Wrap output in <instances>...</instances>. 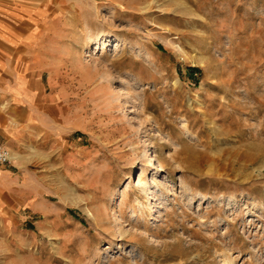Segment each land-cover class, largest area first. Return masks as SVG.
Masks as SVG:
<instances>
[{"label":"rangeland","instance_id":"1","mask_svg":"<svg viewBox=\"0 0 264 264\" xmlns=\"http://www.w3.org/2000/svg\"><path fill=\"white\" fill-rule=\"evenodd\" d=\"M60 5L47 22L61 29L44 78L60 113L77 120L66 136L77 169L58 177L57 153L42 150L45 177L29 203L48 215L26 209L0 264H264V0ZM136 143L155 151L168 201L151 199L154 215L134 221L130 208L145 200Z\"/></svg>","mask_w":264,"mask_h":264},{"label":"crops","instance_id":"2","mask_svg":"<svg viewBox=\"0 0 264 264\" xmlns=\"http://www.w3.org/2000/svg\"><path fill=\"white\" fill-rule=\"evenodd\" d=\"M54 1L0 0V142L12 153L11 162L0 167V256L15 251V242L23 235L26 209L48 215L45 208L29 203V194L40 190L45 177L39 168L42 150L57 153L58 177L62 178L64 166L66 177L77 169L78 146L66 138L79 130L74 125L77 120L60 113L62 101L45 86L44 73L52 75L57 49V42L50 39L61 29L47 24L52 14L60 15L56 6H61V0L53 9ZM43 138L50 142L45 150Z\"/></svg>","mask_w":264,"mask_h":264},{"label":"bare ground","instance_id":"3","mask_svg":"<svg viewBox=\"0 0 264 264\" xmlns=\"http://www.w3.org/2000/svg\"><path fill=\"white\" fill-rule=\"evenodd\" d=\"M100 41H101V38L98 37L97 41H96L97 45H98V43H100ZM103 48L105 49L106 47L104 46ZM138 116L141 117L140 115H138ZM139 126H141V124H139ZM182 128H183V130L187 136L191 135V137H193V139H197V137L191 133L187 119L183 120ZM134 131H135L134 135L138 136L140 129L137 127V129H134ZM168 139H169V137H168ZM172 143L174 145H178V144H175L174 142H172ZM140 150H142V151H140ZM131 151L135 156H137L138 152H141V153H143V157H145V159L143 158V162L141 164V167L139 168L140 173L138 176L139 191H140V193H142L144 195L145 200L141 201V199H140L141 197L140 196L137 197L136 202L134 204L135 207L133 206L132 208H130L131 210H130V215H129L131 217V219L136 221L139 218L146 219L147 217L154 215L151 199L157 198V200H159L160 204H162V205L167 204L168 199H167V195H165V193H164V189H167L168 186L166 185L164 179H162V176H160V168H162L163 166H161V165L157 166L156 165L157 161H156V156L154 154L155 151H152L150 153L149 152L150 148H148L147 145H143V146L139 147L137 143L132 147ZM171 157H173V156L171 155ZM154 167H155L154 172H153L151 178L149 179L147 177L146 173L150 168H154ZM132 180H133V177L131 176V181ZM131 181L128 182V184L126 185V190L131 187V183H132ZM181 182H183L182 179H181ZM182 188H183V190L184 189L186 190L185 186H182ZM128 193H129V191H125L123 193V198L121 199L118 211H121L122 204L124 202V197L126 195L128 196L129 195ZM182 198H183V200L185 199L188 202H191L193 200V197L191 195H189L188 193L183 194ZM200 198L202 199L203 196H200ZM234 204H236V203H234ZM161 208H162V206L160 205L159 209H161ZM123 218H124L123 215H119L118 224H117L119 226V232H120L121 236L130 234V231L126 230L122 226L123 221L121 222V220ZM224 264H232V260L229 256H227L224 259Z\"/></svg>","mask_w":264,"mask_h":264},{"label":"built area","instance_id":"4","mask_svg":"<svg viewBox=\"0 0 264 264\" xmlns=\"http://www.w3.org/2000/svg\"><path fill=\"white\" fill-rule=\"evenodd\" d=\"M12 160V153L10 149L0 142V167L4 164L10 163Z\"/></svg>","mask_w":264,"mask_h":264}]
</instances>
